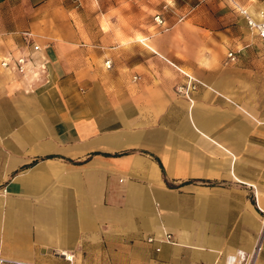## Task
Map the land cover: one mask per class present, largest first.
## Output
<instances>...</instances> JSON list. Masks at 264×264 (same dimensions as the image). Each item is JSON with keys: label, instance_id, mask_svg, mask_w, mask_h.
<instances>
[{"label": "crops", "instance_id": "obj_1", "mask_svg": "<svg viewBox=\"0 0 264 264\" xmlns=\"http://www.w3.org/2000/svg\"><path fill=\"white\" fill-rule=\"evenodd\" d=\"M224 1L210 14L195 0H0V58L29 31L48 59L37 81L0 68L1 256L225 264L251 250L264 52ZM182 72L201 82L192 104Z\"/></svg>", "mask_w": 264, "mask_h": 264}, {"label": "built area", "instance_id": "obj_2", "mask_svg": "<svg viewBox=\"0 0 264 264\" xmlns=\"http://www.w3.org/2000/svg\"><path fill=\"white\" fill-rule=\"evenodd\" d=\"M77 7L80 4V0H69ZM238 14L243 18L246 26L254 32L257 38L264 41V11L261 10L258 13V18H255L252 13L242 6L237 7ZM154 21L157 27L161 30H166L167 26L164 25V19L161 13H157L154 16ZM24 46L22 48L10 51L0 58V68L9 72L25 75L32 74L34 79H42L47 75L48 59L44 55H39L42 47L34 42L33 37L29 31H23L21 33ZM237 61L236 52L229 50L226 53L224 64L231 65ZM106 67H110V61H105ZM185 76V82L175 87L177 94L186 98L190 104L193 102V94L197 90V87L201 85V82L195 77L189 75L186 72H182ZM257 211L260 218V229L255 237L254 244L248 252L244 250H236L235 252L228 254L225 257V264H257L259 257L264 249V207H261L256 203ZM170 235L165 234V238L169 239ZM152 238H148L151 241ZM53 255L61 257L68 264H73L74 255L64 251H54ZM0 264H45L25 260L8 259L0 255Z\"/></svg>", "mask_w": 264, "mask_h": 264}, {"label": "rangeland", "instance_id": "obj_3", "mask_svg": "<svg viewBox=\"0 0 264 264\" xmlns=\"http://www.w3.org/2000/svg\"><path fill=\"white\" fill-rule=\"evenodd\" d=\"M216 2H222L224 0H215ZM196 3L202 6V9L209 10V13H212V9H215L213 5L210 3V0H195ZM222 3L218 5L217 8L221 9ZM224 6L232 12V16H235L237 20L242 21V25L250 34L242 33L243 35H246L249 37V39L252 40V43L250 46L253 47L255 51L264 52V41L255 40V37L253 36V33L251 30L246 26L243 18L238 14L237 7L242 6L244 8H247L252 14L258 12L259 10H264V0H227V2L224 1ZM237 49L241 48V45H238L236 47Z\"/></svg>", "mask_w": 264, "mask_h": 264}]
</instances>
